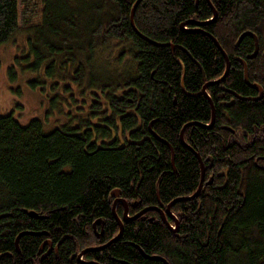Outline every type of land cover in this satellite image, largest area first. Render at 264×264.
<instances>
[{"label": "trees", "instance_id": "obj_1", "mask_svg": "<svg viewBox=\"0 0 264 264\" xmlns=\"http://www.w3.org/2000/svg\"><path fill=\"white\" fill-rule=\"evenodd\" d=\"M209 1L0 0V48L26 41L10 78L19 68L36 75L31 88L51 81L47 115L59 112L49 130L0 113V264L76 263L98 219L116 232L115 190L132 216L192 196L203 170L191 148L205 182L171 208L178 232L149 211L87 254L103 264H264V93L252 100L260 93L242 63L264 90V0ZM136 3V28L159 45L132 28ZM246 32L258 37L253 59ZM47 239L58 251L42 259Z\"/></svg>", "mask_w": 264, "mask_h": 264}, {"label": "rangeland", "instance_id": "obj_2", "mask_svg": "<svg viewBox=\"0 0 264 264\" xmlns=\"http://www.w3.org/2000/svg\"><path fill=\"white\" fill-rule=\"evenodd\" d=\"M25 43V39L19 37L16 43H8L0 48V113L13 112L15 118L23 124L29 123L33 118H38L49 130L55 126L56 119H59L58 111H55V116L47 115L51 81H46L47 83L43 85L45 89L42 88L43 86L34 89L29 83L32 78H35L34 73H22L17 68V79L12 80L9 76V69L15 64V58L19 56L21 49L26 48Z\"/></svg>", "mask_w": 264, "mask_h": 264}, {"label": "water", "instance_id": "obj_3", "mask_svg": "<svg viewBox=\"0 0 264 264\" xmlns=\"http://www.w3.org/2000/svg\"><path fill=\"white\" fill-rule=\"evenodd\" d=\"M209 1V0H208ZM210 2V1H209ZM211 3V2H210ZM135 6L133 7V9H132V11H131V21H132V28H134V30L136 31V33L141 37V38H143V39H146L147 41H149L150 43H155V44H157L156 42H154V41H152L150 38H147L142 32H140L139 30H138V28H136V26H135V23H134V13H135V10H136V8H137V3L136 4H134ZM212 5V4H211ZM213 12L215 13V16H217L218 15V13H216V10L214 9V7H213ZM198 25H200V24H198ZM183 27H186L185 26V24H183L182 25ZM246 35H250L253 39H255V45H256V48H255V50H254V53L252 54V55H250V59H253L257 54H258V52H259V45H258V37H257V35L256 34H252V33H250V32H246V33H244V35H242V37L240 38V41L242 40V38L244 37V36H246ZM209 36H211L210 34H209ZM215 41H216V43H217V46L218 47H221L219 44H218V42H217V40L213 37V36H211ZM157 45H159V44H157ZM182 49H184V48H182ZM184 51L188 54V56L191 58V59H193V57H192V55L188 52V50H186V49H184ZM224 54H225V57H227V55H226V53L224 52ZM227 60H228V64H227V72H226V74H225V76L228 74V71L230 70V63H229V59H228V57H227ZM193 61L195 62V63H197V61L195 60V59H193ZM242 63H244V68H245V70H246V72H245V79H246V81H247V83L251 86V87H253V88H255V89H257V90H259V96H257L256 98H252V100H254V101H256V100H258V99H260V98H262V96H263V93H264V90L261 88V86H259L258 84H251V82H250V80L248 79V68H247V65H246V61L245 60H243L242 61ZM200 68H201V66L200 65H198ZM224 76V77H225ZM208 86V85H207ZM207 86H205L204 87V89H203V92L206 94V96L209 98V96H208V93L206 92V87ZM248 99H251V98H248ZM212 103V102H211ZM213 104V103H212ZM212 108H213V118H212V123L214 122V120H215V116H216V114H215V108H214V105L212 106ZM212 123H211V126H209V127H212L213 125H212ZM191 124V123H190ZM190 124L189 125H186V127L182 130V132H181V135H180V138H182V142L184 143V144H186V142H185V138H184V133H185V130L188 128V127H190ZM167 146H168V148H170L171 150H172V160H173V168H175V160H174V156H175V154H174V149L172 148V146H171V144L170 143H168V142H166V141H164V140H162ZM192 150H193V152L195 153V155L197 156V158L199 159V161H200V163H201V166H202V170H203V172H202V179H201V183H200V186H199V188H198V190L192 195V196H189V197H182V199H177V200H175V201H172L171 202V204H169V206L167 207V209H166V212H163L162 211V209L161 208H159L158 206H149V208H146V209H144V210H142L141 212H139L138 213V215H136L135 217H133L132 219H137L140 215H142V214H145V213H147V212H149V211H157V212H159V213H161V217H163V221H164V223L171 229V230H174V231H177L178 229L177 228H173V227H171V225H170V222H169V220H168V217H166V215L167 216H169L171 219H174L175 221H176V223H177V219L174 217V216H172L171 215V208L173 207V205L176 203V202H180V201H182V200H193V198H195V197H197V196H199L201 193H200V191H201V189L203 188V185H204V176H205V170H204V161H203V159H201V157H200V155H199V153L198 152H196L193 148H191ZM120 194V191L119 190H115V192H113L112 193V195L115 197V196H117V197H119L118 195ZM160 197V196H159ZM158 197V199H159V201H160V198ZM118 201H120V199H116L115 200V203L113 204V208H114V215H115V218H117L119 221H120V219L118 218V215H117V212H116V205H117V202ZM124 204H125V207H126V217H127V215H128V212H129V207H128V204H127V202L125 201V202H123ZM31 214V216H34V217H37V214L35 213V212H31L30 213ZM128 220V219H127ZM103 224V222H102V220H98V221H96V223L94 224V225H96V224ZM122 227H123V224H122V222L120 221V230H121V232L119 233L120 235H121V233H122ZM23 234H21L18 238H17V240H16V245L18 246V249H19V245H18V241H19V239H20V237L22 236ZM146 258H150V259H154V260H159V261H161V262H164L165 264H169V262L168 261H166L163 257H159V256H155V257H148V256H145Z\"/></svg>", "mask_w": 264, "mask_h": 264}, {"label": "flooded vegetation", "instance_id": "obj_4", "mask_svg": "<svg viewBox=\"0 0 264 264\" xmlns=\"http://www.w3.org/2000/svg\"><path fill=\"white\" fill-rule=\"evenodd\" d=\"M259 49H260V45H259ZM118 196L119 197L115 196L116 197L115 200L120 199V201H118L117 205H116V212H117L118 218L120 219V221L123 224L121 235L119 234L121 232L120 221L117 218H115V215H114V208H113V204L115 203V200H114L111 203V208H112L113 218L115 219V221H117L116 232L113 233L112 235H107L106 234L107 220L106 219L105 220L98 219V220H102L103 224L97 223L96 225H94L93 231L95 234L94 235L95 239L93 241V244L89 245L82 252L78 253V259H77L76 263H74V264H103L102 263L103 261H101V259L90 258L89 255L87 254V252L88 253L103 252L106 249H108L109 247H111L113 244L117 243V240L122 237V234L125 231L124 229H125V227H127V224L131 221V219L133 217L138 215L139 212L133 216L130 214V207H129V204L127 203L128 207H129V212H128V215L126 217V207H125V204L123 203V202H125V198L123 196H121V194H119ZM161 207L162 206H160L159 208H161ZM161 209L163 212H166L167 208L165 210L163 208H161ZM166 217H168L169 222L172 221V223L170 222L171 225L173 224V226H177L179 228V222L176 224L175 221H173V219H171L169 216L166 215ZM45 247H48L47 251H45ZM92 249H94V250H92ZM52 251L57 252L58 251L57 247H55V245L48 239L43 241L42 245L40 246V252L42 253L41 254L42 259H48L50 257V254ZM153 256L155 257L157 255H153ZM72 259H73V257H72Z\"/></svg>", "mask_w": 264, "mask_h": 264}, {"label": "bare ground", "instance_id": "obj_5", "mask_svg": "<svg viewBox=\"0 0 264 264\" xmlns=\"http://www.w3.org/2000/svg\"><path fill=\"white\" fill-rule=\"evenodd\" d=\"M92 250H94V249H92ZM154 257V256H153Z\"/></svg>", "mask_w": 264, "mask_h": 264}]
</instances>
